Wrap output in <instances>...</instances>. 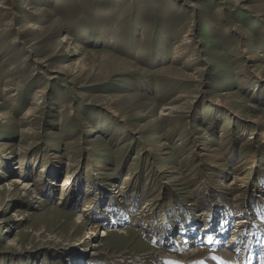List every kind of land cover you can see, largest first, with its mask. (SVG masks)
I'll list each match as a JSON object with an SVG mask.
<instances>
[{
	"label": "rangeland",
	"instance_id": "obj_1",
	"mask_svg": "<svg viewBox=\"0 0 264 264\" xmlns=\"http://www.w3.org/2000/svg\"><path fill=\"white\" fill-rule=\"evenodd\" d=\"M0 116V264H264V0H0Z\"/></svg>",
	"mask_w": 264,
	"mask_h": 264
},
{
	"label": "bare ground",
	"instance_id": "obj_2",
	"mask_svg": "<svg viewBox=\"0 0 264 264\" xmlns=\"http://www.w3.org/2000/svg\"><path fill=\"white\" fill-rule=\"evenodd\" d=\"M29 29L31 30V31H33V32H35V31H38V30H41L42 29V27H41V25L39 24V23H34V24H32L31 25V27H29ZM22 32V31H21ZM64 41H66V38H64ZM73 50H75V47H74V45L73 44H71L70 43V45L69 46H66L65 47V50H64V52H66V53H72L73 52ZM41 103H34L33 105H35V106H39ZM34 108H32L30 111L32 112V110H33ZM2 118L3 117H1L0 116V122L2 121ZM264 143V142H263ZM214 151V150H213ZM158 152V151H157ZM207 152L209 153V151L207 150ZM212 152V151H211ZM206 154V155H203V156H206L207 157V160H209V158H212V156L210 155V154ZM213 154V153H212ZM205 157V158H206ZM214 157V156H213ZM218 158H220V157H216L215 159H217L218 160ZM210 161V160H209ZM211 162V161H210ZM212 162H215V161H212ZM213 164V163H212ZM215 165V164H214ZM219 168V167H218ZM16 183H21V181L20 180H18V181H15ZM69 184H70V178L68 177L67 179H65V181H64V184H63V190H65V188H68L69 187ZM62 190V192H63V194H62V197H61V200L64 198V195H65V192L66 191H63ZM258 207V206H257ZM87 212V209H84V211L83 212ZM69 217H71V215L69 216ZM82 220V217L80 216L79 218H77L76 219V223L77 224H82L83 225V221H81ZM236 222V221H235ZM76 224V225H77ZM260 224V223H259ZM210 228V227H209ZM97 231H99V227H97V226H92L91 227V229L89 230V232H87V234L89 235V237L87 236V237H85L84 238V240L85 241H87V240H94V238L96 237V236H98V233H97ZM101 231H103V235L101 236V238H109L110 237V235L111 234H114V233H112V231L111 230H108V229H106V230H101ZM250 232V231H249ZM119 234H125L124 232H118ZM209 233H212L211 231L209 232ZM99 238H100V235H99ZM182 238V237H181ZM190 239V238H189ZM233 241V240H232ZM231 242V241H230ZM234 242V241H233ZM232 242V243H233ZM194 243H195V241H194ZM221 244V243H220ZM229 245H230V243H229ZM181 246H183L184 247V244H183V242H181ZM232 246V245H231ZM97 247H99V246H97ZM182 247V248H183ZM217 248V247H216ZM216 250V249H215ZM214 250V251H215ZM221 250V249H220ZM224 250V249H223ZM228 250V249H227ZM184 251V250H183ZM222 252H224V253H222ZM222 252H220L219 251V253H216V256L214 257L212 254L213 253H215V252H208L207 251V248L206 247H204V248H200V245H197V246H195V247H193V248H191L190 249V251H189V253L188 254H185V255H182L181 257H180V261H182V262H192V261H194V260H198V259H204L205 258V261L207 260V261H209L211 264H237V261L235 260V257H234V253H232V252H227V251H222ZM241 253V252H240ZM246 253V252H245ZM161 255L162 256V258H164V259H167V260H169V259H173L174 257H172L171 255H170V253H168L167 251H151V252H149V253H147V254H143V255ZM242 254H243V252H242ZM260 254V253H259ZM97 255V254H96ZM237 255V254H236ZM241 256V255H240ZM244 257H245V255H244ZM237 258V257H236ZM177 259V258H176ZM238 259V258H237ZM253 259V258H252ZM191 260V261H190ZM264 260V259H263ZM223 261V262H222ZM239 261V260H238ZM175 262H177V261H175ZM174 262V263H175ZM199 262V261H198ZM203 262V261H202ZM243 262V261H242ZM200 263V262H199ZM182 264V263H181ZM196 264V263H195ZM201 264V263H200Z\"/></svg>",
	"mask_w": 264,
	"mask_h": 264
}]
</instances>
